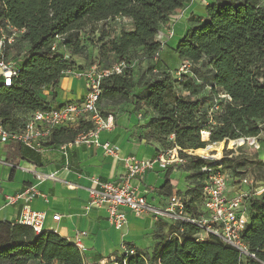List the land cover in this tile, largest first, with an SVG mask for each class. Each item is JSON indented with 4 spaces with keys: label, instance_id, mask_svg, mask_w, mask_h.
Returning <instances> with one entry per match:
<instances>
[{
    "label": "trees",
    "instance_id": "trees-1",
    "mask_svg": "<svg viewBox=\"0 0 264 264\" xmlns=\"http://www.w3.org/2000/svg\"><path fill=\"white\" fill-rule=\"evenodd\" d=\"M190 1L0 0V29L15 27L19 33L13 44H27L22 58L15 62L17 72L11 85L0 82V122L13 130L19 124L18 111L49 110L50 102L42 91H54L75 65L60 48L80 54L82 32H92L110 19L128 18L130 27L122 28L116 38L105 39L108 34L101 29L93 43L98 45L100 60L108 64L113 56L116 62L127 64L122 73L102 79L99 101L132 100L135 109L152 110L143 139L159 150L177 149L184 161L178 166L198 180V186L184 192L190 194L188 200L181 191L177 194L183 198L186 212L198 217L196 203L207 175L203 168L221 164L235 178L245 174L241 167L254 160L233 155L232 149H225L221 160L190 150L203 148L207 142L226 146L230 140L258 137L264 131V0H214L206 5L205 18H197L174 46L177 56L189 66L186 73L176 78L172 72H159L147 78L142 91L131 94L135 83L130 54L140 49L142 56L154 57L161 50L160 26ZM56 36L61 38L52 49ZM204 89L212 103L219 95L228 98L223 97L217 103L219 109L209 113L210 108L203 109L200 99L194 98ZM94 129L92 121L81 118L74 126L52 129L43 146L73 142ZM13 145L18 154L26 149L17 141ZM171 170L167 167L164 187L170 184ZM246 209L248 220L241 237L255 258L240 255L216 236L199 239L198 225L177 219L157 220L150 253L126 245L133 253L123 252L107 264H264V190L248 198ZM84 258L76 244L57 232L35 234L27 225L0 221V264H85Z\"/></svg>",
    "mask_w": 264,
    "mask_h": 264
},
{
    "label": "crops",
    "instance_id": "crops-1",
    "mask_svg": "<svg viewBox=\"0 0 264 264\" xmlns=\"http://www.w3.org/2000/svg\"><path fill=\"white\" fill-rule=\"evenodd\" d=\"M213 1L191 0L185 3L179 9L185 22L180 20L175 24L168 45L175 46L186 34L193 23L186 20L187 17L204 19L206 5ZM123 19L130 23L128 18ZM175 47L170 51L161 47L159 61L151 69L149 78L163 71L174 74L185 64L177 56ZM132 77L135 78L133 70ZM146 80L135 84L131 94L142 91ZM85 92L84 80L67 72L54 91L44 90L42 96L50 102V107H59L80 101ZM153 114L150 109H135L132 100L109 101L103 117L111 118V126L91 131L73 142L44 146L38 151L26 147L21 154L15 150L13 142H0V221L15 222L25 204L44 211V230L57 232L74 244L79 233H85L78 237L85 264H106L123 253L126 245L150 253L157 220H169L156 216L153 211L142 215L128 213L126 223L117 229L108 222L105 208L93 206L89 201L91 189L95 187L94 178L102 181L121 179L131 158L150 163L131 180V184L147 194L151 208L162 210L171 195L186 188L188 173L174 160L167 159L166 154L162 162L159 159L162 150L143 139L146 124ZM167 167H172L170 184L164 187ZM12 196L18 198L8 201L7 197ZM53 215H58L59 219L54 220Z\"/></svg>",
    "mask_w": 264,
    "mask_h": 264
},
{
    "label": "built area",
    "instance_id": "built-area-1",
    "mask_svg": "<svg viewBox=\"0 0 264 264\" xmlns=\"http://www.w3.org/2000/svg\"><path fill=\"white\" fill-rule=\"evenodd\" d=\"M8 31H7V30ZM0 29V82L3 86H10L13 76L16 75V65L4 59L3 49L6 43L13 42L19 30L12 26ZM60 36H56L52 42V49L57 47ZM127 67L124 61H117L114 64L98 69L91 66L83 70H75L72 74L81 78L85 82L86 92L80 101L64 103L59 107H50L46 111H33L29 117L18 124L15 129L10 130L0 122V142L8 143L17 141L21 145L33 149L41 150L43 143L48 139L52 129L64 126H74L79 119L86 118L95 125L93 131L108 128L111 126V118L104 119L98 101L101 94L100 83L103 78L111 74H120ZM187 64L181 65L174 73L176 78L186 73ZM227 97V95H223ZM217 103H213L209 113L218 110ZM91 132V131H90ZM234 145L245 142L253 147L258 145L257 137H245L230 140ZM111 151V149H107ZM167 159L174 160L178 165L184 162L176 148L162 150L159 159L163 162V155ZM202 157L210 158L202 155ZM211 159V158H210ZM150 163L131 158L127 164L125 175L115 181H102L98 177L94 178L95 187L91 189L89 204L104 207L108 222L115 228H121L127 221L128 213L142 215L153 211L156 216L164 217L169 221L184 220L198 225L201 230L197 234L199 239H204L209 235L220 238L224 243L238 250L240 255H247L255 258V254L250 252L246 243L241 237L248 220L246 202L248 198L258 196L264 190L261 186L254 191L241 189L240 186L252 183V177L242 174L238 177H231L226 169L221 165L204 167L207 172L201 188V196L196 206L199 211L198 217H193L185 210V203L180 195H171L162 210L151 208L147 201L146 193L140 192L137 187L131 184V180L137 174L143 172ZM230 178L237 182V188H231L228 181ZM16 197H7L8 201H15ZM46 214L44 211L33 209L29 204L22 206L16 222L32 228L35 234H40L44 229ZM54 220L59 219L58 215H53ZM82 231L80 235H84ZM76 238V245L81 249L82 244ZM133 248L124 247L125 253H133ZM116 264V263H113Z\"/></svg>",
    "mask_w": 264,
    "mask_h": 264
},
{
    "label": "rangeland",
    "instance_id": "rangeland-1",
    "mask_svg": "<svg viewBox=\"0 0 264 264\" xmlns=\"http://www.w3.org/2000/svg\"><path fill=\"white\" fill-rule=\"evenodd\" d=\"M196 19L197 18L195 16H189L187 17L186 20L194 22ZM178 21L185 22L183 18H181L180 16L179 9H178V12L177 10L174 11L169 16L168 22L160 26L158 30L157 39L161 42V47L167 49V51H170L172 48H174L172 45L170 46L168 45V41H169V38L173 35L174 33L173 29L175 28V24L178 23ZM129 25H130L129 21L121 17H117V18L110 19V20H107L106 22L96 25L92 32L89 30H86V32H82L80 34V41H81V46H82L80 54L74 55V54H71L68 50L60 48V52L62 53L64 57L71 56L73 61L75 62L74 68L68 73L72 75V72L75 70L76 71L83 70L91 66H96L98 69H102L108 66L109 64H114L117 59H115L113 56L109 58L110 63L108 64L107 62L105 63L104 61L100 60L97 57L98 45L93 44V43L96 40V38L99 36L101 29H104L105 32L108 34L107 37H105V39H111V38H116L119 35V31L122 28H126V29L129 28ZM11 43H7L8 45L5 48L4 59L7 62H11V64L14 65L16 61L22 58L23 53L25 52L27 48V44L21 41L16 42V44H13V42ZM159 57H160L159 52L155 54L154 57H151V58L144 57L142 56L140 49H136L130 54L129 64L133 65V68L131 69L135 73V78H133L135 84H140L141 82L145 80V78H148V75L152 73L151 69L156 65L157 60L159 61ZM188 68L189 66L187 65V68H184V69L187 70ZM194 98L200 99V101L202 102L203 109H208V108L211 109V106L213 103L209 99L208 89L201 90L197 95L194 96ZM222 98H223V95L217 96L215 100L216 102L214 101V103H218L219 101L222 100ZM108 103L109 102L105 100L99 101L98 103V108L100 109L103 116H104L105 110L107 109ZM16 116L20 124L29 117V113L25 111H18L16 113ZM263 124L264 123H262V125ZM257 138H258V145L256 147H253L247 142L240 144V145H234L229 141L226 146H224V144L221 142L220 143L207 142L203 148L190 150V151L196 155H200V156L204 155L206 157H210L211 159L221 160L225 153L224 150L232 149L234 151L233 155H241V156L248 157L249 161L254 160V162L246 163L245 166L241 167L242 170L246 171V174L252 177L253 179L252 183L240 186L241 189H247L248 191H254L262 186V183L264 180V162H263L264 161V131L261 132ZM179 168L181 167L179 166ZM226 172L229 174V171H226ZM188 175L186 177L188 181V185L181 193H184L186 189L193 187L194 185L198 186V180H193ZM232 180L234 179L230 178L228 183H229V186L233 189L237 186V182L235 181L233 182ZM183 196L185 200H188L190 197V194L184 193ZM113 261L114 259L112 260V262Z\"/></svg>",
    "mask_w": 264,
    "mask_h": 264
},
{
    "label": "bare ground",
    "instance_id": "bare-ground-1",
    "mask_svg": "<svg viewBox=\"0 0 264 264\" xmlns=\"http://www.w3.org/2000/svg\"><path fill=\"white\" fill-rule=\"evenodd\" d=\"M177 33V32H176ZM179 33V32H178ZM179 35V34H178ZM182 36V35H181ZM172 37V36H171ZM174 37H176V35H174ZM179 37V36H178ZM172 39V38H171ZM179 40H180V38H179ZM172 43H175V42H172ZM174 47V46H173Z\"/></svg>",
    "mask_w": 264,
    "mask_h": 264
}]
</instances>
